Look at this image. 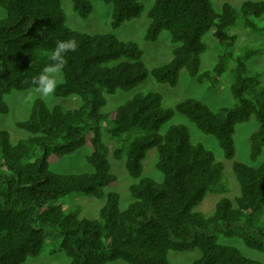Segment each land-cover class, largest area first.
<instances>
[{"label":"trees","instance_id":"obj_1","mask_svg":"<svg viewBox=\"0 0 264 264\" xmlns=\"http://www.w3.org/2000/svg\"><path fill=\"white\" fill-rule=\"evenodd\" d=\"M82 18L92 10L90 0H71ZM111 5L110 31L88 33L66 23L61 0H0L6 15L0 19V117L9 111L5 96L13 90L33 88V77L49 63L57 40L71 39L76 47L64 53L56 97L78 99L76 107L50 105L33 99L27 118L16 126L27 135L11 140L0 128V264H23L40 255L45 228L60 233L58 248L66 264H170L169 253L197 250L190 264H264L243 254L219 238L237 237L245 246L264 254V229L252 221L264 208V161L250 165L233 161L238 191L222 195L209 213L196 207L209 193H229L223 164L201 142H193L184 124L161 126L175 113L213 136L225 159L235 154L234 134L239 123L254 116L257 129L249 135V159L264 149V83L248 61L261 48L236 54L242 26L264 31V0H245L240 11L224 2L220 10L211 0H154L147 9L148 26L143 35L155 41L166 31L174 44L166 63L148 68L143 50L131 39L114 32L125 21L138 17L143 0H103ZM251 19H257V26ZM211 32L219 47L214 64L201 70L203 37ZM232 62L230 92L235 103L218 111L186 97L173 106L163 105L157 91H139L107 112V95L129 91L152 77L176 86L180 71L198 83L216 86ZM115 140L113 157L135 181L129 185L130 201L120 206L115 190L118 179L103 154V130ZM148 134L124 136L131 130ZM87 148L90 171L53 172L50 166L63 156ZM156 149L155 166L160 180L143 175V160ZM78 192L105 201L97 218L80 217L64 206V199Z\"/></svg>","mask_w":264,"mask_h":264},{"label":"rangeland","instance_id":"obj_2","mask_svg":"<svg viewBox=\"0 0 264 264\" xmlns=\"http://www.w3.org/2000/svg\"><path fill=\"white\" fill-rule=\"evenodd\" d=\"M92 10L86 18H82L73 9L71 0H61L62 9L66 17V23L73 29L88 33L110 31L111 5L106 4L103 0H90ZM154 0H143L144 9L142 13L129 21H125L114 32L121 39H131L142 48L143 61L148 68L166 63L172 57L173 43L170 40L168 32L163 31L155 41H146L143 38L145 30L148 26L149 19L146 11L151 6ZM215 9L220 10V6L227 2L233 6L235 11H240V7L245 0H211ZM256 1V0H252ZM6 15L3 8L0 7V19ZM253 23L259 26L257 19H251ZM238 33V41L234 46L236 54L243 53L246 49L261 48L260 53H256L249 61L248 68L251 71L260 73V79L264 83V31L256 28H246L242 26L241 20L233 27ZM203 41L206 44V50L201 54V70L210 68L216 61L219 47L213 38L211 32L204 35ZM233 63L230 62L226 71L223 73L221 81L214 87H209L207 82L198 83L193 77H190L186 69H182L179 75V81L176 86H170L164 83L156 82L152 77H149L144 83L134 87L129 91L118 90L114 94L107 95V104L102 108L103 111L115 109L119 104L130 98L133 94L139 91H157L163 96V105L166 107L173 106L178 101L193 97L207 104L212 110L218 111L223 106H230L235 103V98L230 92V84L232 77L230 68ZM61 80V79H60ZM36 97H41L34 92V87L28 90H13L5 96L9 106V111L2 114L0 117V128L7 129L10 132L11 140L15 142L18 138L24 137L27 133L16 126V121L27 118L32 101ZM48 104H60L65 107H76L78 99L73 97H56L54 94L49 97H41ZM172 124H184L189 129L193 142H201L210 149L215 158L223 164V172L226 177L227 184L232 188L229 193H209L203 201L196 207L197 210L203 213H209L214 208L218 198L222 195L232 197L238 191V185L232 170L233 161H243L250 165L257 166L264 161V149L255 161L249 159L250 141L249 135L258 127V122L254 116L248 121L237 124L234 134L235 154L233 159L227 160L223 157L222 151L217 140L210 135L201 132L192 122L179 113H175L172 118L164 123L159 132L165 133L167 128ZM103 130V154L108 158L112 172L117 176L118 182L115 190L120 195L121 208L126 207L130 201L129 185L135 179L128 175L124 167V159L116 160L113 157V149L115 140L108 137V134ZM148 134L150 131H140L137 129L126 132L124 136ZM87 148L82 147L77 152L63 156L57 162L50 166V171L53 172H79L90 171L92 167L85 160ZM157 160L156 149H150L143 160V175L160 180L161 174L157 170L155 163ZM104 195L95 197L84 195L78 192H73L64 199V206L67 210L78 213L80 217H88L91 219L97 218L99 208L104 203ZM252 227L264 229V208L261 213L252 221ZM60 233L51 228H45V244L40 255L28 258L23 264H66L68 257L58 248ZM219 241L224 244L237 247L243 254L248 257L258 259L264 263V254L250 249L243 241L237 237L234 238H219ZM199 255L197 250L170 252V264H190L192 260ZM108 264H128L123 260H114Z\"/></svg>","mask_w":264,"mask_h":264},{"label":"clouds","instance_id":"obj_3","mask_svg":"<svg viewBox=\"0 0 264 264\" xmlns=\"http://www.w3.org/2000/svg\"><path fill=\"white\" fill-rule=\"evenodd\" d=\"M76 44L73 40H57L51 49L47 63L38 74L33 77L34 92L41 97H49L54 93L57 83L61 79L65 64L64 53L74 50Z\"/></svg>","mask_w":264,"mask_h":264}]
</instances>
